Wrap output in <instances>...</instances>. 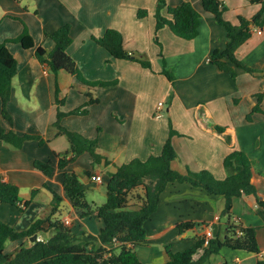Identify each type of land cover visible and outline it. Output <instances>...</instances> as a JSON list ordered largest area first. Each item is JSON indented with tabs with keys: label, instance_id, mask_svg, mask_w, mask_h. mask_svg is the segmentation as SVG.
<instances>
[{
	"label": "crops",
	"instance_id": "1",
	"mask_svg": "<svg viewBox=\"0 0 264 264\" xmlns=\"http://www.w3.org/2000/svg\"><path fill=\"white\" fill-rule=\"evenodd\" d=\"M157 1L0 0V43L19 36L26 28L35 47L50 51L54 43L44 33L69 24L72 42L66 52L82 76L88 81L115 82L89 87L65 70L54 72L40 63L34 49L7 44L18 62L7 105L12 125L1 115V101L0 125L17 134L38 136L43 142L25 140L20 148H14L0 141V175L19 188L16 206L0 204V220L22 229L37 218L49 217L63 224L68 219V227L75 234L85 231L97 235L102 222L79 217L64 193L63 173L75 172L86 187L88 202L99 205L104 199L101 197L106 199L104 184L118 165L161 153L170 120L176 131L171 142L177 154L172 168L178 172L207 170L216 179H224L228 171L223 160L231 151L240 150L251 160V182L257 196L233 198L231 220L257 227L260 252L223 247L203 264H256L264 252V211L256 202L264 199V76L229 63L235 71L233 76L210 62L212 51L223 49L227 38L224 27L204 11L202 0H164L169 5L189 2L200 13L198 34L191 40L175 36L168 27L155 28ZM219 1L226 8L224 19L232 24H238L239 17L251 20L260 8L259 3L249 0ZM139 10L147 14L139 17ZM161 13L168 16L165 8ZM108 28L118 30L124 48L148 61L149 67L116 59L91 38L102 36ZM236 57L248 68L264 72V18L253 26ZM89 92L99 101L88 106L86 114L63 116L60 125L86 138H96L103 157L95 163L89 152H83L65 169L56 168L52 177L44 175L34 168V160L50 161L57 167L58 157L70 148L68 139L56 134L57 112L69 113L83 106ZM159 101L166 105L158 117ZM94 174L101 175L102 183L94 180ZM32 191L36 192L32 195ZM52 191L61 197L53 213ZM26 200L29 204L24 207ZM224 204L223 196L188 183H168L156 211L144 224L146 240L134 247L136 254L145 264H163L168 259L166 246L172 252L183 251L209 226L216 225V234L225 237L226 220L221 217ZM184 222L193 226L180 231L178 226ZM43 227L49 235L48 222ZM39 236L43 238V234ZM23 243L26 241L7 242L6 252L15 253ZM106 247L115 248L116 243ZM200 255L201 251L195 258Z\"/></svg>",
	"mask_w": 264,
	"mask_h": 264
},
{
	"label": "trees",
	"instance_id": "2",
	"mask_svg": "<svg viewBox=\"0 0 264 264\" xmlns=\"http://www.w3.org/2000/svg\"><path fill=\"white\" fill-rule=\"evenodd\" d=\"M249 1L259 3V10L251 20L239 17L238 24H232L224 19L223 14L226 8L219 0H202L204 11L212 14L216 21L224 27L227 38L223 49L212 51L210 62L233 76L235 71L229 63L264 76V72L248 68L236 57L237 49L251 36L253 26L261 24L264 18V0ZM163 8L166 9L168 16L161 13ZM146 14V10L138 11L139 17ZM154 16L156 29L168 27L175 36L185 40H191L198 34L201 15L189 2L169 5L164 0H158ZM70 32V25L64 24L50 34L44 33V37H49L54 43L50 51L41 46L35 47L26 28L19 36L0 43L1 115L10 125H12V117L7 111V105L12 93V79L16 74L18 59L8 50V43L20 44L25 50L34 49V55L40 63L48 65L54 72L65 70L89 87H103L115 83L114 81H88L82 76L75 62L66 52L72 42ZM91 38L104 47L112 57L133 60L144 67H149L148 61L135 57L124 48L122 34L118 30L108 28L102 36H91ZM164 73L170 78L167 71ZM87 96L88 100L83 106L69 113L57 112V120L54 123L56 134L64 135L70 143V148L58 157L57 167L53 166L50 161L34 160V168L44 175L52 177L56 168L65 169L83 152H89L95 163H98L103 157L98 152L96 138H86L60 125L63 116L86 114L88 106L99 101L91 92ZM174 134L176 131L172 129L169 120V135L159 155L151 154L145 160L134 158L118 165L116 171L105 183L106 199L102 204L93 205L88 202L85 185L75 172L65 171L62 181L64 193L80 218L94 217L102 222L97 235L85 231L75 234L61 221L51 220L49 217L37 218L28 227L22 229H16L0 220V264H145L144 260L136 254L134 247L146 240L144 224L156 211L160 195L170 182L188 183L209 194L223 196L225 204L221 217L226 220V236L220 237L218 232L207 245L204 244V236L195 237L187 249L179 252H172L166 246L168 259L163 264H203L223 247L258 254L260 251L256 240L257 227H245L241 223H234L231 220L233 198L243 195L257 196V189L251 182L253 171L251 160L240 150L231 151L223 160L224 167L228 171V175L224 179H216L207 170L178 172L172 168V162L177 157L171 142V137ZM31 139L43 142V139L38 136L17 134L12 130H5L0 125V141L14 148H20L25 140ZM35 192L32 191V195ZM52 194L51 213L56 211L61 200V197L53 191ZM130 199H136L137 207H131ZM18 202V186L5 182L0 175V204L16 206ZM256 202L264 211V199L258 198ZM28 204L29 201L26 200L24 207ZM46 222L50 229L47 236L45 235L46 229L43 227ZM192 226L193 223L184 222L180 223L178 227L182 231ZM34 234H43V240L31 242L29 239ZM17 240H25L26 243L21 244L15 253H7V242ZM112 242L116 243V247L107 248L106 245ZM200 251L201 255L195 258ZM256 264H264V259L260 256Z\"/></svg>",
	"mask_w": 264,
	"mask_h": 264
},
{
	"label": "built area",
	"instance_id": "3",
	"mask_svg": "<svg viewBox=\"0 0 264 264\" xmlns=\"http://www.w3.org/2000/svg\"><path fill=\"white\" fill-rule=\"evenodd\" d=\"M164 106H165V103L163 101H159L157 103L156 116L159 117V116H162L163 115ZM93 178H94V180L97 183H102V177H101V175L94 174L93 175ZM64 224L66 226H69L70 221L68 219H66V220H64ZM203 236H204V239H205L204 244L207 245L208 242H209V240L213 237V228H212V226H209V227L206 228ZM36 240H43V238L41 236L37 235ZM261 257L264 259V252L261 254Z\"/></svg>",
	"mask_w": 264,
	"mask_h": 264
},
{
	"label": "rangeland",
	"instance_id": "4",
	"mask_svg": "<svg viewBox=\"0 0 264 264\" xmlns=\"http://www.w3.org/2000/svg\"><path fill=\"white\" fill-rule=\"evenodd\" d=\"M165 105H166V104H165ZM104 185H105V184H104ZM104 185L102 186L103 189H104ZM101 189H102V188H101ZM89 198H90V195L88 196V199H89ZM101 198H104V199L99 200V204L102 203V202H104V200H105V197H104V196L101 197ZM129 203H130L131 207H133V205H135V203H136V199H130ZM135 206H136V205H135ZM9 254H13V253H9Z\"/></svg>",
	"mask_w": 264,
	"mask_h": 264
},
{
	"label": "water",
	"instance_id": "5",
	"mask_svg": "<svg viewBox=\"0 0 264 264\" xmlns=\"http://www.w3.org/2000/svg\"><path fill=\"white\" fill-rule=\"evenodd\" d=\"M216 235V225H214L213 226V236H215ZM36 237H37V234H34V235H32L31 237H30V241L31 242H33V241H35L36 240Z\"/></svg>",
	"mask_w": 264,
	"mask_h": 264
}]
</instances>
